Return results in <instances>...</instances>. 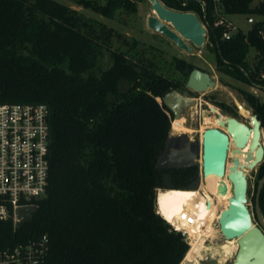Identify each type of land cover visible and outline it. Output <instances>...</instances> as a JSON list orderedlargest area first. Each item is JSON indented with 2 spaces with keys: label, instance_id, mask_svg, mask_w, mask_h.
<instances>
[{
  "label": "trees",
  "instance_id": "obj_1",
  "mask_svg": "<svg viewBox=\"0 0 264 264\" xmlns=\"http://www.w3.org/2000/svg\"><path fill=\"white\" fill-rule=\"evenodd\" d=\"M161 1L195 12L207 25L221 73L264 89V2L253 7L254 0H225L230 14L263 18L225 40L223 29L214 26L211 3L205 15L200 0ZM77 3L108 18L135 9L132 0ZM112 34L58 0H0V103L46 104L51 134L47 196L31 221L15 226L0 220V251L47 234L46 264L184 260L190 245L157 212L156 203L167 174L180 180L173 182L179 187L200 172L197 166L156 168L174 121L161 98L179 82L159 72L153 61L124 51H112L111 66L100 69ZM251 49L256 51L252 62ZM175 65L185 78L193 69L179 58ZM246 99L264 132V101L250 93ZM263 176L264 161L258 180ZM257 190L252 202L259 221ZM259 204L264 216V186Z\"/></svg>",
  "mask_w": 264,
  "mask_h": 264
},
{
  "label": "water",
  "instance_id": "obj_2",
  "mask_svg": "<svg viewBox=\"0 0 264 264\" xmlns=\"http://www.w3.org/2000/svg\"><path fill=\"white\" fill-rule=\"evenodd\" d=\"M149 1L154 13L149 15L147 24L152 31L164 35L187 53L192 52V45L198 48L204 46L208 30L195 12L169 8L161 0ZM215 85L209 72L195 68L187 82L188 90L180 93L171 89L164 94L161 101L173 113L174 119L181 118L183 113L196 103L189 90L202 92ZM249 119L250 125L234 116H226V119L220 121V127H209L204 130L201 143L192 141L186 133L170 135L156 163L159 170L200 166L199 176L187 186L188 189H197L202 176L208 173L225 175L227 161L231 157L229 156L231 138L235 146L232 152L237 162L240 150L250 142L249 154L253 156L251 161L239 163V167H231L228 173V178L234 185L233 195L218 221L224 238L239 239L237 252L230 264H264V216L259 204L264 176L258 182L256 213L260 224L256 225L247 204L248 175L245 172V169H255L264 161V132L262 122L256 113ZM171 180L172 176L167 175L166 185L171 186ZM35 212L36 209H21L20 213L25 218L20 224L31 221Z\"/></svg>",
  "mask_w": 264,
  "mask_h": 264
},
{
  "label": "rangeland",
  "instance_id": "obj_3",
  "mask_svg": "<svg viewBox=\"0 0 264 264\" xmlns=\"http://www.w3.org/2000/svg\"><path fill=\"white\" fill-rule=\"evenodd\" d=\"M58 1L65 3L74 9H77L79 12H82L85 17L90 20V22L94 23L97 26L98 29L102 26L112 29L113 34L109 40V46L105 48L103 55L99 59L100 69H107L111 66L112 51L128 52L131 56L136 54L138 57L142 58L145 61H153L158 71L163 75L177 80L179 82V87L176 90L180 93H182L184 90H188V88L184 84L186 78L176 68V57L181 56L188 61H192L196 63V65L203 68L204 71L210 73L216 85L214 87H209L202 92H190V96L196 100V103L194 105H191L189 109H187L183 113V121H181L180 124V133H186L189 138L196 143H201L203 131L205 128L216 127V125L214 124L215 121L222 120V118L228 116V111L222 108L223 103H227L229 105L231 104L232 106L238 108L235 99H239L241 103L247 109H249L252 114H254L253 107L250 106L246 99V93L255 95L259 98L260 102L264 101L263 88L242 82L219 71L216 65L217 63L215 53L210 49V46L208 45V39L203 47L198 48L192 45V52L187 53L164 35L152 31L147 24L149 15H152L154 13L151 2L149 0H132L135 5L134 10H126L124 8L120 9L112 18L105 17L102 14L79 5L77 3V0ZM95 1L105 4L107 0ZM247 16L248 14L232 15V20L245 32L252 27V25L247 22ZM255 54L256 51L254 49H251L248 54V59L250 62L253 61ZM246 118L247 117H244V119ZM217 127H220V125ZM180 133L175 132L173 128H171L170 135L175 136ZM231 167H233V165L228 164L226 172H229V169H231ZM199 170L201 172L200 166ZM258 170L259 166H257L255 169L248 170L247 173V204L253 214L254 223L256 225H259L260 223L255 218L252 197L259 182ZM201 180H204L203 176ZM174 181L180 180H174L172 177V185L163 186L162 188H160V190L168 188L187 189L188 184H186L185 186L176 187L175 184H173ZM202 191L203 190H201V192ZM217 197H220V195L217 194ZM225 208L226 204L220 210V213H222ZM214 225L216 227H219L218 219L215 221ZM217 242H223V236L217 239ZM227 242L237 251L238 245L235 239L228 240ZM234 256H231L227 260H224L221 264H230L234 260ZM194 262L195 264H219L218 258L213 257V250L209 246L205 247L201 251L200 255L194 259Z\"/></svg>",
  "mask_w": 264,
  "mask_h": 264
},
{
  "label": "built area",
  "instance_id": "obj_4",
  "mask_svg": "<svg viewBox=\"0 0 264 264\" xmlns=\"http://www.w3.org/2000/svg\"><path fill=\"white\" fill-rule=\"evenodd\" d=\"M261 2L264 0H254L252 6L256 7ZM208 3L212 4L214 26L223 29L222 39L230 40L237 32L243 31L232 20L233 14L227 12L225 0H200L205 15ZM262 19L254 14L247 16V22L252 26ZM50 144L46 104L0 103V220H10L15 226H20L25 218L20 210H37L38 203L47 196L51 168ZM159 191L160 188L157 194ZM157 212L174 230L181 232L188 243L190 233L186 227L204 226V219L197 218L196 214L188 210L180 211L176 223L168 221L158 208ZM49 251L50 240L44 234L13 249L1 250L0 264H46Z\"/></svg>",
  "mask_w": 264,
  "mask_h": 264
},
{
  "label": "bare ground",
  "instance_id": "obj_5",
  "mask_svg": "<svg viewBox=\"0 0 264 264\" xmlns=\"http://www.w3.org/2000/svg\"><path fill=\"white\" fill-rule=\"evenodd\" d=\"M235 102L239 108L240 114L249 118L251 116L250 110H248L239 99H235ZM223 119H226V117L222 118V120ZM181 121H183L182 117L174 119L172 128L175 132L180 133ZM220 121L221 120L215 121L214 124L216 127L220 125ZM249 145L250 142L246 147L240 150V155L238 156L239 162H237L234 159L235 154L232 152L233 149H235V146L233 144V138H231V145L229 148L231 157L227 164H231L233 167H239V163H248L251 161L253 156L249 154ZM200 163H202V159L200 160ZM245 172L248 173V170L245 169ZM228 173L229 172H226L224 176L214 173L206 174L205 177H203L204 180H201L197 189L171 188L159 191L156 202L157 208L168 221L176 223L177 217L182 210H188L196 214L197 218L204 219L203 227H198L197 225L186 227L190 233L189 244L191 245V248L186 253L182 264H195L194 259L197 258L201 251L207 246L213 250V257L218 258L219 264L236 254L237 251L235 248L230 246L227 241L235 239L238 245L239 239H226L223 237V242H217V239L223 235L220 227L214 225L217 219L219 221L221 216L220 210L225 204L226 207L228 206L229 198L233 195L234 185L228 178ZM201 190L204 192L202 191V193ZM217 194H219L220 197H217Z\"/></svg>",
  "mask_w": 264,
  "mask_h": 264
},
{
  "label": "flooded vegetation",
  "instance_id": "obj_6",
  "mask_svg": "<svg viewBox=\"0 0 264 264\" xmlns=\"http://www.w3.org/2000/svg\"><path fill=\"white\" fill-rule=\"evenodd\" d=\"M176 58H179V59L182 60L183 62L185 61L186 63L191 64V65L193 66V69H195V68H199V69L203 70V68H201L200 66L196 65V63H194V62H192V61H188L187 59H185V58H183V57H181V56H180V57H176ZM193 69H192V70H193ZM192 70L189 71V74H188V76H187V78H186V81L184 82V84H185L186 87H187V82H188V79H189V76H190V73L192 72ZM203 71H204V70H203ZM258 87H259V86H258ZM189 91H190V92H195V91H193V90H189ZM222 108L228 111V116H234V117L238 118L240 121L245 122V123H247L248 125H250V119H249V118L244 119V116H242V115L240 114L239 108H237V107H235V106H232L231 104L229 105V104H227V103H223ZM248 110H249V109H248ZM250 113H251V112H250ZM251 115H252V113H251ZM224 129H225V128H224ZM231 151H232V150H231ZM189 167H194V166H189ZM189 167H185V168H181V169H187V168H189ZM197 167H199V166H197ZM171 170H180V169H171ZM199 174H200V172H199ZM167 175L171 176L170 174H167ZM198 176H199V175H198ZM196 179H197V177H196V178H193V179H190V180L188 181V184H190L191 182H193V181L196 180Z\"/></svg>",
  "mask_w": 264,
  "mask_h": 264
}]
</instances>
